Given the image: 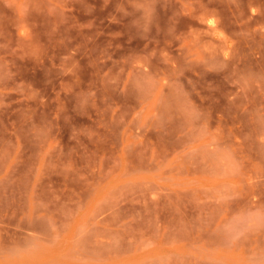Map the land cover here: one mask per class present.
Here are the masks:
<instances>
[{"label":"rangeland","instance_id":"obj_1","mask_svg":"<svg viewBox=\"0 0 264 264\" xmlns=\"http://www.w3.org/2000/svg\"><path fill=\"white\" fill-rule=\"evenodd\" d=\"M0 264H264V0H0Z\"/></svg>","mask_w":264,"mask_h":264}]
</instances>
